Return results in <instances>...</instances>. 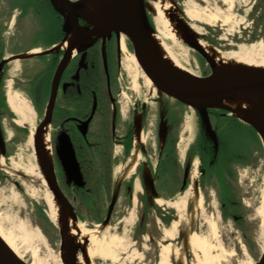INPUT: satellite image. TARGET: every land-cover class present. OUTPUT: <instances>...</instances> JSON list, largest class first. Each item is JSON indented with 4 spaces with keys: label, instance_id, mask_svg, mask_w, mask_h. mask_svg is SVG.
<instances>
[{
    "label": "flooded vegetation",
    "instance_id": "1",
    "mask_svg": "<svg viewBox=\"0 0 264 264\" xmlns=\"http://www.w3.org/2000/svg\"><path fill=\"white\" fill-rule=\"evenodd\" d=\"M30 1L22 13L21 1L0 0V16L4 18V22L0 20V63L4 62L0 69V139L4 155L0 154V157H3L4 163L8 157L1 124L2 118L9 112L3 95V83L10 63L19 62V78L16 82L23 85L21 81L26 80L24 91L40 113L41 123L51 102L47 122L50 166L56 186L78 223L84 221V225L92 229L103 222L116 180L122 172L130 169L132 155L136 153L137 160L132 173L124 178L119 187L105 229L112 222L115 207L123 193L125 206L137 207V221L131 239L136 242L147 234L155 241L153 233L156 237L158 233L154 227L164 231L178 217L177 211L170 210L172 207L168 204L178 200L188 188L194 166L196 172L205 177L206 172H237L238 166H244L245 163L238 159H227L222 165L221 159L215 155L214 142L203 127L198 113L195 111L192 132L188 130L186 122L182 128L184 114L192 113V109L161 93L154 107L151 101L136 96L134 99L131 97L133 102L129 100L123 104L126 93L121 88V82L123 76L130 78L126 71V56H133V51L122 33L110 32L92 37L95 40H77L63 48L66 33L62 20L48 0L42 1L43 6L39 2L37 8H31L32 2L37 0ZM15 10L19 12L18 15L13 13ZM10 12L13 13L12 17ZM146 15L151 24L148 11ZM30 18L35 20V27L38 25L29 32L32 38L26 42V38H21L16 32V40L22 43L18 45L20 50L6 54L8 43H15L8 42L4 36L9 23L15 27L21 21L24 23L25 19L30 22ZM79 25L86 28L88 34L91 33V26L82 19H79ZM202 38L214 46L218 45L207 36ZM36 50L37 53L30 54ZM24 54L30 56L21 60L10 59ZM195 55L198 61L203 60L198 54ZM152 108L155 109V115L151 112ZM150 114L155 117L153 121L149 118ZM209 118L216 136L215 145L220 153L222 148L226 149L225 143L228 146L227 142L224 143L222 131L218 130L220 123H224L223 118L210 113ZM225 123L228 126L231 124L229 118ZM144 170L151 172L156 199H148L142 178ZM71 172H80V177L71 175ZM114 172L118 174L115 176ZM184 172L188 174L182 189ZM3 174L0 169V182ZM157 200H162L163 204L158 206ZM182 231L183 227L179 226V239Z\"/></svg>",
    "mask_w": 264,
    "mask_h": 264
},
{
    "label": "rangeland",
    "instance_id": "2",
    "mask_svg": "<svg viewBox=\"0 0 264 264\" xmlns=\"http://www.w3.org/2000/svg\"><path fill=\"white\" fill-rule=\"evenodd\" d=\"M19 1L22 3V13H24L26 4L31 1ZM37 2L33 1L31 8H37ZM174 2L179 10V15L183 17L186 25L196 34L199 41L223 53L245 54L257 64L264 66V0H174ZM1 6L4 7V5ZM19 9L21 11V8ZM186 9L215 16L216 21L214 23L190 21L183 15ZM13 13L18 15L19 12L15 10ZM13 13L10 12L11 17ZM149 17L153 34L162 43V49H164L162 53L176 60L195 77H205L210 74L208 64L204 60L198 61L196 53L185 43V40L164 38L162 36L163 28L158 24L154 15L149 12ZM2 19L4 22L1 15L0 20ZM45 19L43 16L44 21ZM9 24L4 36L8 42H15L14 44L8 43L6 48V54L10 55L11 52L20 50L18 45L22 44L19 42L21 40H16V32H19L21 38L24 39L25 37L27 42L32 38L29 32L34 31L38 25L34 26L35 20L33 18H30V22L26 19L24 23L21 21V24L18 23L19 25H15V27L13 23ZM204 36L215 41L218 45L214 46L203 40L202 37ZM35 40L37 39L35 38ZM19 68V62H11L3 83V95L9 110L8 115H5L1 121L8 155L5 159V165L14 170V173H4L0 182V232L10 239L21 260L27 264H75V262L78 264L79 260L86 261L83 252L76 248L72 250V256L62 255L59 234L56 226L51 223L48 217L49 210L45 203V196L49 188L42 168L41 144L40 142L39 144L38 142L35 143L42 129L40 124L42 117L24 91L23 86L26 80L21 81L23 85L16 82V79L19 78V75L17 76ZM128 68L126 71L130 74V78L123 76L121 82V88L126 93L123 104H127L129 100L133 102L136 96V98L145 99L147 102L151 101L150 103L154 107L155 100L160 93L157 91L152 94L149 93L145 80L140 76L141 73H138L137 81L133 87L134 72L130 65ZM124 87H127L128 90ZM14 94L18 95V98L25 105L22 110L23 116L16 114L9 105L8 99ZM152 111L155 115L154 108L151 109ZM190 111L192 113L184 114L182 128L186 122L189 127L188 130L192 132L196 113L193 109ZM222 113L224 114L221 115ZM214 114L222 116L223 122L232 117L229 113L221 112V110H215ZM154 115L151 117L150 114L149 116L152 121L155 119ZM241 131L247 134L244 126ZM228 135L230 132L223 134L224 143L227 142ZM247 135L245 136L246 140L249 139ZM184 142L186 143L187 140ZM225 147L229 150L233 149L231 144L227 146L225 143ZM222 154L223 148L220 150L219 158ZM238 160H242L246 164L238 166L237 172H231L233 178L229 177L233 187L236 188V202L239 200L240 204L236 210L232 207L233 205L228 210L222 205L218 183L213 178L210 181L207 177L203 178L199 174L200 172H197V180L199 194L202 197L201 210L193 212L190 208V200L188 198L186 200V209L182 216L188 220L192 212L195 214L193 231L201 236L206 243L204 250L208 260L205 261L202 254L198 255L199 260L204 264H255L264 250V216H260L258 213L261 197L264 195V145L261 144L260 147L256 148L252 146L249 150V156L245 159L238 158ZM114 173L115 176L118 174V172ZM111 178L112 174L110 173ZM191 187L192 180L190 178L188 188L180 194L181 197L178 200L172 201V203H177L183 199ZM124 198V194L121 193L112 216V222L100 236L105 240L111 236L120 239L121 242L116 247L117 259L111 262L94 255L91 258V264H157L159 248L164 244V242L158 243V239L162 238L163 229L158 231L154 227V231L158 233L157 237L153 233L155 241H152L151 235L147 234L139 241L132 240L131 232L137 221V207L125 206ZM38 209L43 212L52 227L39 217ZM172 209L170 208V210ZM223 213L229 216L234 215L238 219L224 218ZM180 216L178 215L171 221V224L177 221ZM241 216L242 226L240 227L237 221ZM130 218L131 222L127 224L126 221ZM211 220L215 222L217 228L215 237L209 226ZM79 223L84 224V221ZM171 224L165 230L170 229ZM85 228L93 229L86 226ZM178 232L179 227L173 240L177 248L182 246ZM247 243L250 244V248ZM185 253V264H192L194 258L190 251ZM171 264L176 263L171 262Z\"/></svg>",
    "mask_w": 264,
    "mask_h": 264
},
{
    "label": "bare ground",
    "instance_id": "3",
    "mask_svg": "<svg viewBox=\"0 0 264 264\" xmlns=\"http://www.w3.org/2000/svg\"><path fill=\"white\" fill-rule=\"evenodd\" d=\"M115 6V0H86L83 5V16L86 21L91 26L92 37L104 36L110 32H118L117 27L113 21V9ZM145 7L152 15H154L158 24L163 28L162 36L164 38L170 39H182L185 40V35L177 27V21H182L181 16L175 12V6L172 0H148L145 2ZM185 17L190 21L194 22H205V23H214L216 21L215 16L206 15L203 12L194 11L192 9L184 10ZM145 37L150 46L153 54L160 61L162 66L166 68L172 75L179 78H193L195 77L191 72H189L185 67L180 65L176 60L171 59L168 55L162 53V43L158 40V37L148 31H145ZM78 38L74 31L69 32L65 39L62 42V47L66 48L75 42ZM200 47L205 52L208 60L210 61L213 67V78L218 79L223 76H226L230 73L236 71L244 70H264V66L257 64L249 56L242 54L238 55L235 53H223L212 47L208 46L206 43L199 41ZM37 53V50L31 52L30 54ZM129 64L136 69L133 75L134 86L137 81L138 73H141V77L145 80L146 86L149 90V93L152 94L156 92L154 85L151 81L140 72L137 61L133 56H126ZM139 71V72H138ZM11 109L18 115L23 116L22 110L25 107L22 100L18 98V95L14 94L8 99ZM219 108L229 110L234 116H236L241 121L251 124L257 132L264 137V94L260 93H244L238 94L233 98L223 99L218 103ZM48 133L49 127L46 123L37 139L36 142L41 144V159L42 166L50 165V149L48 142ZM137 160V154L134 153L131 159L130 169L127 171V174H131L135 162ZM0 169L4 173L13 174L14 170L6 166L3 160V157H0ZM192 180V187L186 195L177 203L168 204L170 207L175 209L178 215H181L180 218L172 222L170 229L165 230L162 234V238L158 239V243L164 242L159 248L158 252V261L157 264H171L174 262L176 264H185L186 251H190L194 260L192 264H204L198 258L199 254H202L204 260H208V256L204 250L205 240L196 234L194 231H190L191 227H194L195 214L194 211H200L202 205V197L199 194V191L194 190V183L197 180V172L195 166L193 172L190 174ZM46 181V180H45ZM44 182V180H43ZM45 183V182H44ZM190 200L192 214L188 220H185L182 216L184 210L186 209V200ZM45 203L48 207L49 213L48 217L51 220V223L60 228L64 233V244L61 246L62 255L66 256L73 255L69 254L72 249H75L76 245H81L83 250V255L86 261L79 260L78 264H91V258L96 255L103 260H109L114 262L117 259V250L116 247L120 244V239L116 236H111L107 240L102 237H99V226H95L92 230L86 229L84 224L78 223L74 220L67 212L63 213L61 206L57 198L53 193L48 190L47 195L45 196ZM156 203L158 206L163 204L162 200H157ZM260 216H264V195L261 197V206L258 209ZM64 214V224L60 223ZM127 224H130L131 218L128 219ZM179 226L183 227L184 239L187 247L183 245L181 247H176L173 243V240L176 237L177 229ZM211 232L215 237L217 235L216 224L213 220L209 224ZM0 239L4 242L8 248L18 257H21L17 254L15 248L12 246V242L9 238L3 236L0 232ZM88 261V263H87ZM90 261V262H89ZM76 264V262H75Z\"/></svg>",
    "mask_w": 264,
    "mask_h": 264
},
{
    "label": "water",
    "instance_id": "4",
    "mask_svg": "<svg viewBox=\"0 0 264 264\" xmlns=\"http://www.w3.org/2000/svg\"><path fill=\"white\" fill-rule=\"evenodd\" d=\"M85 1L86 0H48L51 8L62 20L63 31L66 33V35L69 32L74 31L78 36V40L80 41L96 39L92 38L90 33H87L86 28L79 25V19H82L89 25L82 13ZM172 2L175 6V12L180 14L178 8H176V3L174 2V0H172ZM146 11L148 10L145 7L144 0H115V6L113 9V21L118 31L122 33L123 36L128 40L133 51V55L140 69L142 70L146 78H148L154 85L156 91L196 111L200 117L203 127L211 136L214 144H216V136L212 129L209 118L208 111L210 110L225 111L235 119L239 120L241 123L250 126L260 138L261 143L264 145V137H262L251 124L241 121L229 110L219 108L218 106V103L221 100L233 98L238 94H264V70L236 71L221 78L214 79L213 67L208 60L205 52L200 47L199 40L196 38V34L188 25H186L183 17H181L182 21H177V27L185 35V43L196 54H198L206 64H208L210 68V74L205 77H193L186 79L172 75L166 68L162 66V64L153 54L150 46L148 45L145 37V31L153 33V30L148 23ZM212 48L215 49L214 47ZM29 56L30 54H24L11 57L10 59L21 60ZM3 64L4 62L0 63V69ZM50 109L51 102L49 104L45 118L41 123L42 127L48 122ZM0 154L4 155L3 143L1 139ZM42 168L48 188L57 198L59 205L63 210V213L67 212L70 217L76 220V217L67 200L56 186L51 166H42ZM70 174L77 178L80 177V172H71ZM187 174L188 172H184V182L182 185V189L185 186ZM127 175V172H122L119 178L116 180L112 191L111 203L108 206L105 219L100 225H98L100 227L99 234L108 225L114 203L118 197L119 187ZM142 178L148 199H156L157 193L154 188V182L151 172H149L148 170H144ZM198 185V180H196V182L194 183V190L196 192L199 191ZM64 219L65 216L64 214H62V218L60 220V223L62 225L64 224ZM57 230L59 233L60 245L62 246L64 244V233L63 230H61V227L57 228ZM190 231H193V226L191 227ZM180 240L182 242V245L186 248L187 245L184 239L183 231L180 234ZM76 248L80 249L83 252L82 246L80 244L76 245L75 249ZM72 252L73 251H71L69 254H71ZM0 264L27 263L18 258L0 239ZM255 264H264V250Z\"/></svg>",
    "mask_w": 264,
    "mask_h": 264
},
{
    "label": "trees",
    "instance_id": "5",
    "mask_svg": "<svg viewBox=\"0 0 264 264\" xmlns=\"http://www.w3.org/2000/svg\"><path fill=\"white\" fill-rule=\"evenodd\" d=\"M214 111L215 110H210L208 111V113L214 114ZM229 120L231 121V124L229 126L225 122L220 123V125L218 126V130H221L222 134H225V132L230 130L229 131L230 135H232L231 137L230 135H228L226 140L229 145L230 144L232 145L233 149L229 150L228 148V149L223 150V154L220 156L222 165L227 159H238V158L245 159V157L247 158L249 156V150L251 149L252 146L256 148V147H260L262 144L260 141V138L250 126L248 125L245 126L244 124H242L239 120L235 119L234 117H230ZM243 126L246 129L248 135L241 131ZM233 129L235 130L233 131ZM231 131L233 132L231 133ZM246 135L249 137L248 140L245 139ZM213 147H214L215 155L219 157V153L217 151L218 150L217 145L214 144ZM205 177H207L208 181H210L211 178H213L215 182L218 183L219 190H220V200H221L222 205H224L227 210L230 209L231 205H233L232 207H234V209L236 210V208L240 204H239L238 199H237L238 201L236 202V199H235L236 198V188L233 187L232 180L229 178V177L233 178L232 173L231 172H206ZM37 212H38L39 217L42 218L45 223L46 222L48 223V219L46 218V216H44L43 212L40 209H38ZM223 214H224V218L231 217L234 220L238 219L234 215L229 216L226 213H223ZM241 219H242V216L237 221L240 227L242 226ZM47 225L51 226V224L49 223ZM247 244H248V247L250 248L251 247L250 244L249 243Z\"/></svg>",
    "mask_w": 264,
    "mask_h": 264
},
{
    "label": "built area",
    "instance_id": "6",
    "mask_svg": "<svg viewBox=\"0 0 264 264\" xmlns=\"http://www.w3.org/2000/svg\"><path fill=\"white\" fill-rule=\"evenodd\" d=\"M127 62H128V60H127ZM127 62H126V69H127V71H128V67H129V65L132 67V71L134 72V71H136V69L132 66V64H129V62H128V64H127Z\"/></svg>",
    "mask_w": 264,
    "mask_h": 264
},
{
    "label": "crops",
    "instance_id": "7",
    "mask_svg": "<svg viewBox=\"0 0 264 264\" xmlns=\"http://www.w3.org/2000/svg\"><path fill=\"white\" fill-rule=\"evenodd\" d=\"M42 1H43V0H38V2H37V3H39V2H41V3H42ZM42 6H43V3H42ZM42 6H41V7H42ZM44 8H45V6H44Z\"/></svg>",
    "mask_w": 264,
    "mask_h": 264
}]
</instances>
